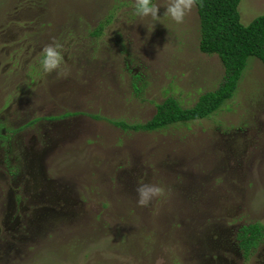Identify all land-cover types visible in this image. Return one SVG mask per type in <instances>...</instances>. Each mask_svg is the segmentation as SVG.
<instances>
[{
    "label": "rangeland",
    "instance_id": "374dc122",
    "mask_svg": "<svg viewBox=\"0 0 264 264\" xmlns=\"http://www.w3.org/2000/svg\"><path fill=\"white\" fill-rule=\"evenodd\" d=\"M133 2L0 0V264H264V240L236 246L264 224V66L248 58L208 118L122 130L109 120L142 124L166 98L191 107L224 74L198 51L194 6L176 24ZM153 2L162 16L167 0ZM237 13L246 26L264 0ZM52 42L61 74L42 75ZM138 184L162 193L138 206Z\"/></svg>",
    "mask_w": 264,
    "mask_h": 264
},
{
    "label": "trees",
    "instance_id": "16d2710c",
    "mask_svg": "<svg viewBox=\"0 0 264 264\" xmlns=\"http://www.w3.org/2000/svg\"><path fill=\"white\" fill-rule=\"evenodd\" d=\"M239 1L196 0L194 4L198 18V51L215 55L224 71L216 89L199 95L195 104L188 108L173 98H166L155 105L153 116L142 124H128L122 120H109V123L122 130L157 132L216 113L235 92L248 58L253 57L264 66V15L254 18L246 26L241 25L237 13ZM102 29L103 26L95 28L93 35H99ZM241 230L236 246L243 256H247L264 240V224L255 222Z\"/></svg>",
    "mask_w": 264,
    "mask_h": 264
},
{
    "label": "clouds",
    "instance_id": "9594fccd",
    "mask_svg": "<svg viewBox=\"0 0 264 264\" xmlns=\"http://www.w3.org/2000/svg\"><path fill=\"white\" fill-rule=\"evenodd\" d=\"M196 0H167L163 5L164 12L158 16V6L153 0H134L132 4L133 15L138 18L148 17L154 21H159L161 17H167L176 24L184 21L186 14L193 8ZM39 72L48 74L53 71L60 75L63 64V51L59 43L52 42L42 47L39 54ZM162 188L155 184H138L136 188L138 206H147L154 197L161 195Z\"/></svg>",
    "mask_w": 264,
    "mask_h": 264
},
{
    "label": "flooded vegetation",
    "instance_id": "af4514ba",
    "mask_svg": "<svg viewBox=\"0 0 264 264\" xmlns=\"http://www.w3.org/2000/svg\"><path fill=\"white\" fill-rule=\"evenodd\" d=\"M12 199H14L13 197H12ZM14 201V200H13Z\"/></svg>",
    "mask_w": 264,
    "mask_h": 264
}]
</instances>
